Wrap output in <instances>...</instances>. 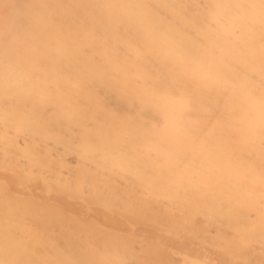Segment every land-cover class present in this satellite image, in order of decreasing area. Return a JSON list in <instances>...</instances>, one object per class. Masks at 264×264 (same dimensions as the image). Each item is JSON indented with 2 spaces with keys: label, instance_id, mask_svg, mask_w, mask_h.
<instances>
[{
  "label": "bare ground",
  "instance_id": "bare-ground-1",
  "mask_svg": "<svg viewBox=\"0 0 264 264\" xmlns=\"http://www.w3.org/2000/svg\"><path fill=\"white\" fill-rule=\"evenodd\" d=\"M0 264H264V0H0Z\"/></svg>",
  "mask_w": 264,
  "mask_h": 264
}]
</instances>
